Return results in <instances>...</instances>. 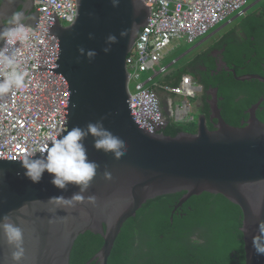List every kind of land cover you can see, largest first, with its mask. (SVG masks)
Masks as SVG:
<instances>
[{
  "label": "water",
  "instance_id": "water-1",
  "mask_svg": "<svg viewBox=\"0 0 264 264\" xmlns=\"http://www.w3.org/2000/svg\"><path fill=\"white\" fill-rule=\"evenodd\" d=\"M33 7V0H5L0 7V30L10 26L15 13L25 18ZM51 17L55 22L50 35L59 39L56 73L69 84L67 128H83L103 118L104 127L122 137L127 148L115 159L111 153L94 149L92 137L84 141L89 159L99 168L85 199L68 204L76 205L70 211L49 198L70 197L78 187L58 190L49 183L48 174L33 184L20 163L0 162V218L9 215L23 230L22 264H71L75 243L87 232L104 242L88 264H108L128 219L148 201L183 191L187 193L177 207L204 192L222 194L239 206L244 217L246 264H264V255L255 254L252 246L258 224L264 221V123L257 117L264 99L250 108L247 122L232 127L222 117L215 90L210 103L211 120H217L214 131L200 114L195 134L150 135L131 116L125 64L141 27L146 26L148 9L132 0L116 4L113 0H78V18L72 26L61 27L54 12ZM25 24L35 28L37 13ZM109 35H115L117 43L105 53ZM4 41L0 39V48ZM81 48L94 50L96 56L89 59L79 52ZM233 72L238 81L264 83L259 75L237 77ZM105 171L111 172V179L104 178ZM89 196L95 198L93 202ZM10 251L0 234V264Z\"/></svg>",
  "mask_w": 264,
  "mask_h": 264
},
{
  "label": "clouds",
  "instance_id": "clouds-1",
  "mask_svg": "<svg viewBox=\"0 0 264 264\" xmlns=\"http://www.w3.org/2000/svg\"><path fill=\"white\" fill-rule=\"evenodd\" d=\"M4 1L5 0L1 1L0 7ZM132 1L140 2L146 9H148V17L146 19V26L141 27L125 60L127 70V86L129 92V108L131 110V96L137 91H146L151 94H156L160 102L162 115L166 122V125L163 128L154 133L148 132L146 130L150 135L163 133V130L168 126L169 122L174 124L191 125L198 121V118H195L194 113L198 114V116L203 114L199 110L198 106L201 104L204 89L200 83L196 82L195 71L189 69L188 72L182 74V78L176 86H171L164 81V78H166V76L171 72L173 67H188L197 58L203 56L215 58L217 68L219 70L222 68H229L227 63L224 62L223 55L226 51V46L220 49V53L216 54L215 57L210 55L209 52H205V48L201 46L205 43L206 38L214 33L213 31L219 26L229 24L234 19L245 17L246 9L249 7L251 0H249L245 9L242 10L244 11V14L241 16H231L223 23H216L217 25L214 24L215 26L211 27V29L209 28L210 30L208 29L209 31L207 33L205 32L201 35H194L190 38L189 32L195 25H197L201 17L198 14H186V12L182 10L178 12V0ZM118 2L119 0H113L114 4ZM38 12L39 10L34 2L33 9L25 18L23 17L22 13H15L10 19V26L0 30V39L5 40L3 47L0 48V95L8 94L13 89H24L27 86L26 81L28 78H33L35 80H46V83L41 88L43 91V97L50 98L52 96V99H55L58 97L56 96V93L60 94L59 96L61 99L66 102V107L64 109V120H62L61 125L57 124L51 126L48 124L47 118L43 113L37 114L32 118H26L28 121L26 122L25 126H18L17 129L9 131L3 138L0 139V150L2 151L0 153V162L9 161L20 163V168L23 169L24 176L33 184L39 183L43 179L44 175L48 174L50 177L49 183L58 190H67L69 185L78 187V192L73 193L70 197H64L61 195L49 198L50 200H54V202L60 204L62 209L70 211L76 205L71 206L68 204L79 202L85 199L84 193L89 190L91 182L95 178L97 169L99 168V165L95 161L89 159L88 150L84 141L89 136L92 137V147L94 149L103 151L104 153H111L115 159H119L125 154L127 146L126 141L122 137L112 133L110 130L104 127L103 118L95 122H89L83 128L79 126L71 127L70 129L67 128L69 124L68 103L70 99V92L68 82L56 73L59 39L56 36L50 35L55 19L53 20L49 29V36L56 40L57 45L56 59L52 64L53 70L51 71V75H45L40 61L32 60L33 52L30 47L19 46L16 43L17 41L20 43H26L29 40V36L31 34V29L29 27L31 26L26 25L25 23L35 13H37V19L39 20ZM77 18L78 3L77 17L73 23L68 24L65 21L59 20L58 18L57 21L61 27H69L76 22ZM174 19H176L178 29L176 32V37L172 38L170 41H167L165 45L161 46L159 51L156 53L151 52L152 47H150V43L154 40L156 43L159 41L156 40L155 37H150L149 41L146 43L145 53L138 56V44L142 43V38L146 35L145 30L150 27L158 26L159 29H165ZM123 35L124 33H121V36ZM179 41H183L185 45L189 46V48L182 56L174 59L168 66H165L164 59H167L169 53L171 52L169 51L170 46L175 44V47L172 49L178 47ZM106 42L108 47L103 49L105 53L111 50L112 44L117 43V37L115 35H109ZM79 52L82 55H86L89 59L96 56V52L94 50H88L85 52V50L81 48L79 49ZM154 57H157V61H154ZM201 70L205 71L206 69L203 68ZM231 70L234 71L233 69ZM172 89H180L181 91L190 90L193 92V96L185 98L181 94L172 92ZM215 90L217 89H214L210 92L213 96L211 101L215 99L213 94V91ZM161 94L166 95L165 100L161 98ZM178 99H181V104L173 107L175 100ZM163 101L166 103V105L163 103ZM183 103H186L188 107V114L190 117H192L191 121H175L173 118V112L177 108H181ZM165 109H168V111H165ZM259 110H263L262 105ZM212 115L213 112H211V116ZM131 116L135 122V119L132 115V110ZM214 121L217 123L216 119H214L212 122ZM135 124L140 129H143L136 122ZM65 128L67 129L65 130ZM215 128L209 129L214 131ZM182 133L185 134L186 132ZM104 178L106 180L111 179V172L105 171ZM183 192L185 193V196L187 192ZM87 199L89 202H93L95 198L89 196ZM226 200L228 199L226 198ZM228 201L231 202L230 200ZM231 203L234 204L233 202ZM178 205H176L173 214H175L179 208L184 206L177 207ZM237 207L240 209L239 206ZM242 229H244V217L241 215L240 233L242 237L240 238V241L242 252H244V257L246 260L247 246L245 234H242ZM258 231L259 234L253 236L252 238V246L255 254L264 255V221L259 222ZM0 234L3 235L5 245L11 249L9 256L4 258L3 264H22L25 251L23 247L24 233L22 228L13 222L9 215H5L0 218ZM191 238L195 242L200 241V235L198 232L191 236ZM231 255L234 257L235 253H232ZM92 264L96 263L94 262Z\"/></svg>",
  "mask_w": 264,
  "mask_h": 264
},
{
  "label": "trees",
  "instance_id": "trees-1",
  "mask_svg": "<svg viewBox=\"0 0 264 264\" xmlns=\"http://www.w3.org/2000/svg\"><path fill=\"white\" fill-rule=\"evenodd\" d=\"M260 9L256 21L254 15H249L241 24L255 30L254 25L259 20L264 22V2ZM248 36L247 41L221 39L217 44L218 49L226 46L223 55L229 70H219L215 58L203 56L188 67H173L164 78L165 82L176 86L182 74L189 69L195 71L196 82L204 89L198 108L206 116L210 129H213L210 123L212 90L217 89L222 117L232 127H241L247 122V110L264 99L263 82L256 79L238 81L231 70L237 77H264V35L254 32ZM203 68L206 70L202 71ZM262 108L257 115L264 123V102ZM195 128L193 124L169 122L163 133L174 137L182 132L196 133ZM184 194L164 195L143 205L135 217L124 223L108 264H245L240 241L241 210L224 196L205 192L192 197L173 214ZM196 232L200 235L199 242L191 238ZM102 246L100 236L92 233L81 236L74 247L71 264H88Z\"/></svg>",
  "mask_w": 264,
  "mask_h": 264
},
{
  "label": "built area",
  "instance_id": "built-area-1",
  "mask_svg": "<svg viewBox=\"0 0 264 264\" xmlns=\"http://www.w3.org/2000/svg\"><path fill=\"white\" fill-rule=\"evenodd\" d=\"M34 2L39 10L38 25L35 28L29 27L31 34L26 43L19 41L16 43L19 46L30 47L33 52L32 60L40 61L45 75H51L52 64L57 53L56 40L49 36V29L54 20L51 14L54 12L59 20L68 24L73 23L77 17L78 0H34ZM248 2L249 0H178V12L182 10L186 14H198L201 17L197 25L189 32L190 38L207 33L211 27L215 26L214 24L223 23L231 16H241ZM158 27L145 30L146 35L142 38V43L138 44V56L145 53L146 43L150 37H155L159 41L158 43L155 40L151 41L152 53H156L167 41L176 37L178 31L176 19L165 29ZM154 61H157V57H154ZM45 83L46 80L28 78L24 89H13L8 94L0 95V139L18 126H25L28 121L26 118H32L41 113L45 114L51 126L62 124L66 102L61 99L59 93H56L58 97L55 99H52V96L44 98L41 88ZM172 92L181 94L185 98L193 96L190 90L172 89ZM130 107L135 122L148 132L154 133L166 125L156 94L137 91L131 96ZM173 118L175 121L192 120L186 103L173 112Z\"/></svg>",
  "mask_w": 264,
  "mask_h": 264
},
{
  "label": "crops",
  "instance_id": "crops-1",
  "mask_svg": "<svg viewBox=\"0 0 264 264\" xmlns=\"http://www.w3.org/2000/svg\"><path fill=\"white\" fill-rule=\"evenodd\" d=\"M263 2L264 0H251L249 7L246 9L245 17L234 19L229 24L222 26V28L218 29L216 32L209 35L206 38L205 43L201 47L206 48L208 46L210 47L213 45L216 46L212 48L211 52H209L210 55H213L215 57L216 54L220 53V49L217 48V44L222 38H227L230 41L234 39H239L238 32H235V30L237 26L244 27V25L241 24V21H245L249 15H254L255 21L260 17V13H261L260 7ZM254 26L256 27V29L252 31H251L252 26H248L244 28L249 34H253L254 32H256L260 35H264V22L263 21L259 20L258 23ZM225 30H227L226 34L224 36H221L220 32L225 31ZM218 59H219V56H218Z\"/></svg>",
  "mask_w": 264,
  "mask_h": 264
},
{
  "label": "rangeland",
  "instance_id": "rangeland-1",
  "mask_svg": "<svg viewBox=\"0 0 264 264\" xmlns=\"http://www.w3.org/2000/svg\"><path fill=\"white\" fill-rule=\"evenodd\" d=\"M224 26V25H222ZM222 26H219L218 28H216L213 32H216L218 29L222 28ZM226 31H222L220 32L221 36H224L226 34ZM235 32H238L239 35V40L241 41H247L249 36H248V32L246 31V29L244 27H238L236 28ZM227 40V38H225ZM173 47H175V44H172L169 48V51H171L167 57V59H164V65L168 66L174 59L182 56L184 54V52L187 51V49L189 48V46L185 45V43L183 41H179V46L172 49ZM216 47V46H208V47H204L205 48V52H211L212 48ZM161 98L163 100L166 99V95L165 94H161L160 95ZM192 101V100H191ZM193 103V101H192ZM181 104V99L175 100V103L173 104V107H175L176 105H180ZM253 107V106H252ZM251 107V108H252ZM192 110H193V106H192ZM250 109L247 110V114L249 112ZM165 111H168V109H165ZM249 115V114H248ZM195 118H198V114L194 113ZM193 126H195V130L194 131H198V121L193 123ZM188 133V132H186Z\"/></svg>",
  "mask_w": 264,
  "mask_h": 264
},
{
  "label": "flooded vegetation",
  "instance_id": "flooded-vegetation-1",
  "mask_svg": "<svg viewBox=\"0 0 264 264\" xmlns=\"http://www.w3.org/2000/svg\"><path fill=\"white\" fill-rule=\"evenodd\" d=\"M211 124H212V127H213V129L215 128V125H216V121H214L213 123L212 122H210Z\"/></svg>",
  "mask_w": 264,
  "mask_h": 264
}]
</instances>
